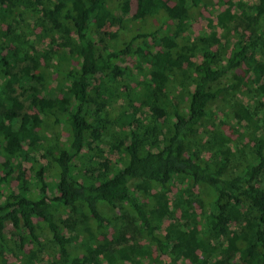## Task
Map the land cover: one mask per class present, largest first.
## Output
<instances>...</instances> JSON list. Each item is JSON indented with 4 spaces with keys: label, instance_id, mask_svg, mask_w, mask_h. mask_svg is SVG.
I'll return each instance as SVG.
<instances>
[{
    "label": "trees",
    "instance_id": "16d2710c",
    "mask_svg": "<svg viewBox=\"0 0 264 264\" xmlns=\"http://www.w3.org/2000/svg\"><path fill=\"white\" fill-rule=\"evenodd\" d=\"M262 116L264 0H0V264H264Z\"/></svg>",
    "mask_w": 264,
    "mask_h": 264
},
{
    "label": "rangeland",
    "instance_id": "374dc122",
    "mask_svg": "<svg viewBox=\"0 0 264 264\" xmlns=\"http://www.w3.org/2000/svg\"><path fill=\"white\" fill-rule=\"evenodd\" d=\"M217 7H219V6H217ZM135 9H136L135 3H133L132 11H134ZM218 10H222V8H220ZM204 16L206 18H214L213 9L212 8H209V10L205 9ZM206 23H207V21H205V18L198 19L197 21H195L194 22V31H195L194 33L197 34L198 32L201 31V29H204L205 26H206ZM128 34L129 33L127 31H121L120 32V38L117 39V42H122L124 40L125 36L128 35ZM125 39H127V38H125ZM117 42H114L113 40H111L109 38H107L105 40V44L108 45V46H114V45L117 44ZM64 67H66V65H64ZM237 98L241 99L238 96H237ZM222 107H223L222 103H219V102L214 103L213 106H212V109L215 112L219 113V119L217 121L218 122H223V124H225L224 126L226 127L228 132L235 130L237 128V126L235 127L234 123L231 120L226 118V115H225L226 113H224L223 110H219ZM260 125H261V128H262V135L264 136V116H262L261 119H260ZM245 152H247V150H245ZM113 159H115V161H117V160L121 161V158L119 157V154H117V153L115 155H113ZM48 178H49L50 182H52V183L54 182V178L55 177H54V174H53L52 171L48 172ZM263 181H264V178H263ZM141 242L142 243H146L144 240H141ZM10 261L12 262V264H21V262L18 261V259L11 258ZM47 261H48V257L46 255H39L37 260L34 261L35 262L34 264H48Z\"/></svg>",
    "mask_w": 264,
    "mask_h": 264
}]
</instances>
